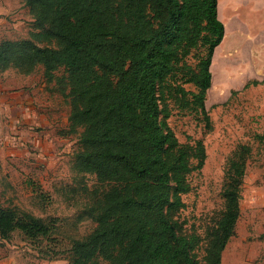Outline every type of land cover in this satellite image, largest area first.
<instances>
[{
    "label": "trees",
    "instance_id": "16d2710c",
    "mask_svg": "<svg viewBox=\"0 0 264 264\" xmlns=\"http://www.w3.org/2000/svg\"><path fill=\"white\" fill-rule=\"evenodd\" d=\"M24 3L32 29L0 40V72L14 67L29 74L42 66L45 81L69 105L66 133L80 128L74 165L97 181L79 215L95 225L71 238L68 264H198L191 249L200 235L187 232L174 214L184 205L186 175L203 164L205 149L200 139L178 140L167 121L168 101L201 110L209 124L204 97L224 35L218 0ZM60 67L64 75H56ZM256 136L264 140V133ZM249 151V144L237 143L225 160L223 206L205 228V264H221L235 232ZM53 228L16 204H0V238L17 230L35 242Z\"/></svg>",
    "mask_w": 264,
    "mask_h": 264
},
{
    "label": "rangeland",
    "instance_id": "374dc122",
    "mask_svg": "<svg viewBox=\"0 0 264 264\" xmlns=\"http://www.w3.org/2000/svg\"><path fill=\"white\" fill-rule=\"evenodd\" d=\"M232 5L228 15L237 26L231 27L223 49L235 54L250 40L247 56L233 64L244 74L218 86V92L213 90L211 74L204 97L209 124L201 110L180 109L168 101L167 121L178 140L194 145L200 139L205 149L203 164L186 175L189 188L182 193L184 205L174 214L187 232L200 235L191 249L198 264H205V228L222 209L225 160L237 143L249 144L250 151L240 190V214L222 251L221 264H264V140L256 136L264 133V0H240ZM32 21L24 0H0V40L28 36ZM189 61L194 59L189 57ZM55 73L64 75V70L60 67ZM44 82L40 65L29 74L14 67L0 72V195L3 204H16L54 226L47 237L35 242L17 230L11 237L29 242L38 257L68 264L71 238L87 234L95 225L91 218L79 215L97 181L93 173L76 169L73 153L79 147L80 128L66 133L69 105L51 82ZM185 87L198 91L193 83ZM15 94H25V108L5 102ZM16 109H26V115ZM18 114L22 116L19 121Z\"/></svg>",
    "mask_w": 264,
    "mask_h": 264
},
{
    "label": "bare ground",
    "instance_id": "6f19581e",
    "mask_svg": "<svg viewBox=\"0 0 264 264\" xmlns=\"http://www.w3.org/2000/svg\"><path fill=\"white\" fill-rule=\"evenodd\" d=\"M239 1L240 0H218L219 16L224 22V35L221 42L217 46L215 55L213 57V64L211 66L212 80H213L212 87L215 92H218L219 90L218 86H221L224 83L230 84L235 79H237L238 78V77L236 78L237 74H240V76L244 74V72L243 73L239 72V67L233 64L237 63L238 61H242L247 56V49L251 43L250 40H246L242 45L241 49L236 51L235 54L230 53V51L229 53H226L225 50L223 49L224 44L227 41L231 27L237 26L236 19L233 16L228 15V8L230 7V5L235 4V2H239ZM259 35L260 33H258V36ZM228 67L230 68L233 67V68L229 70Z\"/></svg>",
    "mask_w": 264,
    "mask_h": 264
},
{
    "label": "crops",
    "instance_id": "0c3cea01",
    "mask_svg": "<svg viewBox=\"0 0 264 264\" xmlns=\"http://www.w3.org/2000/svg\"><path fill=\"white\" fill-rule=\"evenodd\" d=\"M217 10H219V4L218 3H217ZM218 17L223 22V20L219 16V11H218ZM223 24H224V22H223ZM217 46L215 47L216 49H217ZM215 52H216V50H215ZM44 84H46V82H44ZM24 98H25V94H23V95L21 94V96H17L15 94L13 96H10V98L8 96V99H5V102L6 103L8 102L9 105L15 106V108H21L22 109V108H25L23 103H25L27 100ZM4 106H6V105H4ZM16 110L18 112H20L22 116L26 115V109H24L23 111H20L18 109H16ZM17 116H19V114L15 115L16 120L18 118L22 117V116L21 117L20 116L17 117ZM22 119H24V118H22ZM17 121H19V120H17ZM66 122H68L67 117H66ZM39 139L41 140V137H39ZM3 200H4L3 197L0 195V204H3ZM18 242H20V243H18ZM31 250H32L31 244L27 241L22 240V239L20 241H17L12 237L0 238V264H56L55 263L57 261L56 259L49 260V259L38 257V255H35L37 253H34V251L31 252Z\"/></svg>",
    "mask_w": 264,
    "mask_h": 264
}]
</instances>
